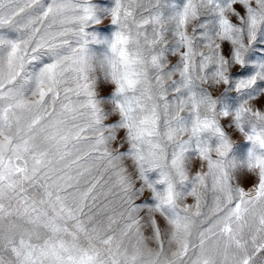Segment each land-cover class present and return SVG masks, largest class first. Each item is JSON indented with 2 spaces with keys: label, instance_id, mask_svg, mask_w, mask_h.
I'll return each mask as SVG.
<instances>
[{
  "label": "snow or ice",
  "instance_id": "1",
  "mask_svg": "<svg viewBox=\"0 0 264 264\" xmlns=\"http://www.w3.org/2000/svg\"><path fill=\"white\" fill-rule=\"evenodd\" d=\"M0 264H264V0H0Z\"/></svg>",
  "mask_w": 264,
  "mask_h": 264
}]
</instances>
